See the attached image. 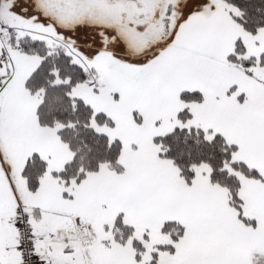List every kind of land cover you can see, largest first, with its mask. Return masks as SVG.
<instances>
[{"label":"snow or ice","instance_id":"6c2138e0","mask_svg":"<svg viewBox=\"0 0 264 264\" xmlns=\"http://www.w3.org/2000/svg\"><path fill=\"white\" fill-rule=\"evenodd\" d=\"M0 264H264V0H0Z\"/></svg>","mask_w":264,"mask_h":264}]
</instances>
